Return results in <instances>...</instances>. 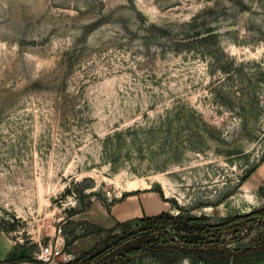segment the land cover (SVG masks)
Wrapping results in <instances>:
<instances>
[{"label": "rangeland", "instance_id": "374dc122", "mask_svg": "<svg viewBox=\"0 0 264 264\" xmlns=\"http://www.w3.org/2000/svg\"><path fill=\"white\" fill-rule=\"evenodd\" d=\"M263 161L264 0H0V236L14 255L38 262L52 244L49 264L67 263L100 226L136 233L145 214L248 215L264 208V183L244 182Z\"/></svg>", "mask_w": 264, "mask_h": 264}, {"label": "trees", "instance_id": "16d2710c", "mask_svg": "<svg viewBox=\"0 0 264 264\" xmlns=\"http://www.w3.org/2000/svg\"><path fill=\"white\" fill-rule=\"evenodd\" d=\"M264 163V161L262 162ZM253 171L244 182H248ZM244 184V183H243ZM136 233L129 232L132 223L117 222L106 236L67 263L58 264H134L150 252H173L193 256L205 264H261L264 262V208L245 216L227 217L213 223L210 217L191 214L171 215L163 212L136 220ZM119 232V233H118ZM247 246H240L251 234ZM236 235H243L240 239ZM76 240L68 243L69 248ZM241 241V242H240ZM43 264L32 257L10 253L0 264Z\"/></svg>", "mask_w": 264, "mask_h": 264}, {"label": "crops", "instance_id": "0c3cea01", "mask_svg": "<svg viewBox=\"0 0 264 264\" xmlns=\"http://www.w3.org/2000/svg\"><path fill=\"white\" fill-rule=\"evenodd\" d=\"M252 177V182H250V184H254V185H259L264 183V164H262L256 171V173L251 176ZM248 184V183H247ZM145 212V211H144ZM146 215V214H145ZM117 221L116 220H112L110 227L109 228H105L100 226L102 229L106 231L113 229L116 226ZM113 224V225H112ZM101 239L104 237L105 234H101ZM90 237V236H89ZM80 240H83V238L81 239H77L74 243L75 244H79ZM98 242L94 241L93 243H89L90 245H88L85 249H88L89 247H92L94 244H96ZM13 250V246L11 245L10 241L3 236H0V261H3L4 259L7 258V256L12 252ZM83 252V251H82ZM81 253V252H79ZM78 253V254H79ZM77 255V254H75ZM23 264H30V263H23Z\"/></svg>", "mask_w": 264, "mask_h": 264}, {"label": "built area", "instance_id": "2783aa9c", "mask_svg": "<svg viewBox=\"0 0 264 264\" xmlns=\"http://www.w3.org/2000/svg\"><path fill=\"white\" fill-rule=\"evenodd\" d=\"M61 254L62 249H59L58 245L54 246L52 244H48L47 246L42 247L40 253L35 256L37 260L49 264L53 259L59 257ZM72 259L71 255H67V262Z\"/></svg>", "mask_w": 264, "mask_h": 264}]
</instances>
